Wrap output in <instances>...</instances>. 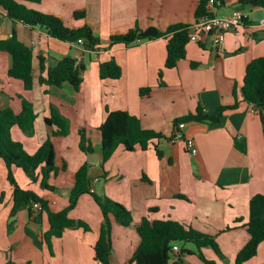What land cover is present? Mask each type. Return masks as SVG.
I'll list each match as a JSON object with an SVG mask.
<instances>
[{
    "label": "crops",
    "instance_id": "1",
    "mask_svg": "<svg viewBox=\"0 0 264 264\" xmlns=\"http://www.w3.org/2000/svg\"><path fill=\"white\" fill-rule=\"evenodd\" d=\"M238 1L216 0L215 13L226 15L238 9L246 15L244 24L228 32L216 49L204 38L189 41L185 58L174 68H165L166 38L107 48L109 35L149 27L165 32L175 24L191 28L201 0H18L28 9L59 17L70 29L87 25L101 41L96 51L82 42H61L39 28L12 23L0 8V40L10 38L14 31L32 52L31 90L8 76L11 57L0 52V106L18 115L22 101H26L35 115L32 133L28 135L15 125L12 140L27 154H34L51 131L45 124L51 107L70 123L67 136L52 138L58 170L52 183L57 191L42 189L40 176L32 183L16 167L12 169L15 180L20 188L33 191L48 201L51 211L58 212L68 205L75 172L87 163L91 190L121 204L133 218L129 227L112 221L111 264H128L139 244L135 226L142 218L175 221L215 237L218 254L202 249L215 264H233L248 240L244 225L264 218V127L241 94L247 64L264 57V8ZM76 12H84L85 17L76 19ZM68 56L84 68L79 90L68 83L61 87L40 85L38 79L46 72H41L39 58L47 68ZM111 59L120 67L121 77L100 79L99 64ZM144 88L150 92L141 96L139 91ZM235 101L237 106L225 110L218 123L187 121L181 130L174 125L198 108L211 116ZM116 110L135 116L144 129L161 133L165 139L156 141V147L133 152L119 146L103 164L98 128L107 112ZM81 129L86 131L93 153L57 148L70 135L79 140ZM177 131L183 140L174 139ZM185 139L193 140L195 156L187 153ZM12 192L0 158V264L7 258L15 264H99L94 259V245L103 217L90 195H82L69 213L89 230L65 229L47 245V216L43 214L38 225L23 208L11 218ZM257 196L260 199L253 201ZM174 261L202 264L196 256L186 254L179 258L172 255L169 264ZM243 264H264V241L256 255Z\"/></svg>",
    "mask_w": 264,
    "mask_h": 264
},
{
    "label": "trees",
    "instance_id": "2",
    "mask_svg": "<svg viewBox=\"0 0 264 264\" xmlns=\"http://www.w3.org/2000/svg\"><path fill=\"white\" fill-rule=\"evenodd\" d=\"M38 2L39 0H25ZM207 0H201L195 17L198 18L206 14ZM238 4H246L252 7L264 8V0H239ZM0 8L5 12L7 19L12 23L21 22L31 28H39L51 38L61 42L79 43L98 50L101 41L95 37L91 29L84 25L77 29H70L64 25L63 21L56 16L44 14L26 8L18 0H0ZM76 19L85 17L84 12H76ZM189 26L175 24L167 28L165 32L159 31L154 27L144 30L138 28L130 29L125 33H113L109 35L107 48L114 45L134 46L140 42L166 38V61L165 68H174L177 62L185 58V46L189 43ZM0 52H5L11 57V66L8 76L12 79L20 80L25 90H31L33 86L32 76V52L21 43L14 31L11 37L0 40ZM41 72H46V76H40V85L61 87L68 83L75 91L79 90L82 83L81 73L83 66L78 65L76 60L70 56L60 60L54 67H45L44 59L39 58ZM100 79H118L121 77V69L116 62L111 59L108 62L99 64ZM161 78V73H159ZM150 88L140 89L139 94L146 95ZM241 94L244 101L248 102L256 110L262 122V111L264 110V57L256 58L249 62L245 68ZM237 106V101L231 107H220L215 114L208 116L198 108L195 114L176 120L174 125L187 121L218 123L222 113L230 108ZM32 106L22 101V111L15 115L10 108L0 106V158L7 168V181L11 185L12 208L10 217L26 208L29 217L40 225L42 215L47 216L49 230L44 234L47 245H50L52 238H60L65 229L81 228L88 231L89 227L82 221H75L69 217L71 210L75 208L82 195H90L99 207L103 221L99 228L98 237L94 245V259L99 264H111V224L114 221L122 227H129L133 223L131 213L121 204L110 200L105 196L94 193L91 189V180L88 176L89 165H81L74 175V185L69 192L68 205L58 211L53 212L49 208V203L31 190H24L19 187L12 169H21L31 182H37L40 176L39 185L42 189L56 192L53 180L57 176L55 166V151L52 143L53 137H65L69 134V121L59 115L54 109L50 108V116L45 119V124L51 128L44 142L34 154H27L22 145L11 138V128L18 126L24 133L30 135L33 130ZM101 136L100 152L102 163L107 162L115 150L122 146L126 152H133L136 148L146 150L150 145L156 147V141L165 139L161 133L144 129L138 118L130 115L126 111H108L105 120L98 128ZM79 135V150L85 154L93 153L94 148L87 139L86 131L81 129ZM157 156L160 152L156 150ZM260 199L255 197L253 201ZM37 203L40 208L34 210L32 204ZM238 222V221H237ZM248 240L238 251L233 264H243L252 259L260 243L264 241V218L254 219L244 225ZM230 228H227L229 230ZM139 237V244L131 255L128 264H169L172 255L177 258L180 255H194L202 264H215L214 261L207 259L202 249L210 248L216 254L219 253L215 237L200 233L190 227L183 226L175 221H149L142 218L135 226ZM176 243L191 244L192 248H179L173 251ZM3 264H15L11 259Z\"/></svg>",
    "mask_w": 264,
    "mask_h": 264
},
{
    "label": "built area",
    "instance_id": "3",
    "mask_svg": "<svg viewBox=\"0 0 264 264\" xmlns=\"http://www.w3.org/2000/svg\"><path fill=\"white\" fill-rule=\"evenodd\" d=\"M216 0H207L206 14L196 18L193 26L189 28V40L192 42H198L202 38L208 41L213 49H216L225 40V35L241 27L244 24L246 15L238 9H232L226 15H218L215 13ZM252 111L257 114L256 110L252 108ZM204 113V110H202ZM262 125L264 127V110L262 111ZM184 127V123L177 125V128L181 130ZM175 140H183V136L180 131H177L174 135ZM185 149L191 156L197 154V149L193 140H184ZM32 208L39 210L40 206L37 203H33ZM173 251L177 252L178 247L173 246Z\"/></svg>",
    "mask_w": 264,
    "mask_h": 264
},
{
    "label": "rangeland",
    "instance_id": "4",
    "mask_svg": "<svg viewBox=\"0 0 264 264\" xmlns=\"http://www.w3.org/2000/svg\"><path fill=\"white\" fill-rule=\"evenodd\" d=\"M75 136L76 135H74V137H73V135H70L69 137H68V139L67 140H64L60 145L61 146H57V148L59 149V147H61V148H70V149H72V150H74V151H76V150H78L79 148H78V141L79 140H76V138H75ZM91 143V142H90ZM22 174V173H21ZM22 176V175H21ZM24 176V175H23ZM67 176H68V173L64 176V178H65V183H66V181L68 180L67 179ZM32 183H34V182H32ZM56 196H57V198H59V195H57V194H55ZM176 245L179 247V248H182V247H184V248H192V245L191 244H184V243H176Z\"/></svg>",
    "mask_w": 264,
    "mask_h": 264
},
{
    "label": "water",
    "instance_id": "5",
    "mask_svg": "<svg viewBox=\"0 0 264 264\" xmlns=\"http://www.w3.org/2000/svg\"><path fill=\"white\" fill-rule=\"evenodd\" d=\"M171 264H179L177 261L172 262Z\"/></svg>",
    "mask_w": 264,
    "mask_h": 264
}]
</instances>
